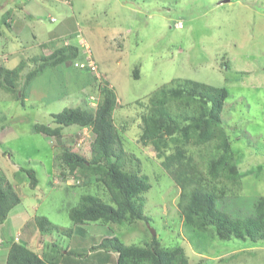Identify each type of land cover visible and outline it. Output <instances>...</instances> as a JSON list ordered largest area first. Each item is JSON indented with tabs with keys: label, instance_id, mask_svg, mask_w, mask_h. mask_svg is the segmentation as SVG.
<instances>
[{
	"label": "rangeland",
	"instance_id": "1",
	"mask_svg": "<svg viewBox=\"0 0 264 264\" xmlns=\"http://www.w3.org/2000/svg\"><path fill=\"white\" fill-rule=\"evenodd\" d=\"M222 1L0 0V19L13 10L24 21L18 35L0 23L2 53L9 59L3 63L5 68H17L23 61L25 74L34 59L65 42L78 51L76 59L46 68L32 78L24 88V100L17 102L0 90V172L22 195L0 225L1 238L13 237L21 224L32 225L35 232L28 234L27 245L31 243L29 249L35 254L46 252V243L50 247L54 243L62 253L72 248L80 264L96 260L98 256H87L96 234L77 231L69 239L64 231L76 228L68 212L80 204L81 196H97L110 205L109 196L102 185L86 183L79 172L64 171L57 158L62 148L56 139L35 133L32 126H52L51 115L67 108L94 113L100 91L108 88L116 97L112 120L124 150L117 163L126 171L146 175L150 189L140 200L147 221L100 226L99 237L114 235L125 245L136 246L155 237L165 249L183 248L190 264H264V241H222L209 232H192L186 227L177 205L180 190L161 165L176 144L171 143L158 159L154 148L141 142L142 117L149 114L154 92L174 88L184 80L224 88L228 98L222 128L241 174L238 184L224 179L216 184L228 198L220 205L225 210L228 206L233 216H246L251 203L264 196V0ZM50 35H56L54 42L40 48ZM91 60L98 78L88 68L74 66H87ZM194 107L169 101L176 116L189 114ZM64 136L65 148L88 156L94 139L90 128L66 127ZM215 143L184 147L203 177L206 162L215 154ZM29 169L37 188L29 186L25 174ZM68 179L70 185L65 183ZM35 217H45L57 229L49 234L39 232L33 226ZM2 243L3 239L0 264L6 250ZM63 258L59 264H69L73 257ZM106 264H114L113 259Z\"/></svg>",
	"mask_w": 264,
	"mask_h": 264
},
{
	"label": "trees",
	"instance_id": "2",
	"mask_svg": "<svg viewBox=\"0 0 264 264\" xmlns=\"http://www.w3.org/2000/svg\"><path fill=\"white\" fill-rule=\"evenodd\" d=\"M8 28V27H7ZM78 51L70 46L53 49L49 55H42L33 60V66L23 74L25 62L20 61L18 67L7 69L0 65V90L9 94L11 99L22 101L26 97L25 89L35 76L46 68L57 67L76 59ZM133 77L137 78L134 71ZM23 89V90H22ZM101 98L94 113L86 108H67L58 114L51 115L50 125L35 124V133L56 139L57 147L62 152L57 156L62 169L68 173L79 172L86 183L103 186L108 194L110 205L93 195L80 197V204L69 210V219L76 228L83 225L97 226L124 224L147 221L142 213L141 197L150 189L148 177L131 171H126L118 165L120 156L124 155L120 136L113 125L112 115L116 109V97L108 88H103ZM155 93V92H154ZM149 98L151 108L149 114L142 117L141 142L154 148L156 157L162 158L169 145L176 144L172 155L167 156L162 166L168 176L179 188L178 207L184 219V224L192 232H209L218 240L249 241L256 243L264 241V196L251 203V209L246 216H233L223 205L222 190L216 188L221 179L231 183H239V166L235 163L231 144L223 130L221 119L224 103L228 93L224 88L184 80L174 88L159 89ZM180 100L195 105L192 112L182 116L173 115L169 101ZM77 126L79 129L90 128L94 135L89 154L74 152L65 148L62 139L64 128ZM216 140L215 154L206 162L205 176L197 172L191 157L186 156L184 147L204 145ZM60 172L66 177L65 172ZM29 186H37L34 172L25 170ZM206 177V178H205ZM63 180V179H62ZM61 180V182H63ZM37 188V187H36ZM21 201V197L4 175L0 172V225L7 219L10 211ZM39 232L49 234L54 229L45 217H35ZM130 224V225H131ZM79 231V230H78ZM70 239L75 231L65 230ZM79 233V232H78ZM81 233V232H80ZM93 244L89 252L114 254L115 264H190V260L181 247L163 248L155 237L142 246L125 245L116 236L92 238ZM52 247V248H51ZM45 244L46 254L37 255L25 246L12 243L7 251L4 264H58L65 261L67 255L76 261L73 251L65 249L66 253L54 243ZM45 253V252H44ZM71 259V258H70ZM192 262V261H191ZM193 264V262H192Z\"/></svg>",
	"mask_w": 264,
	"mask_h": 264
},
{
	"label": "crops",
	"instance_id": "3",
	"mask_svg": "<svg viewBox=\"0 0 264 264\" xmlns=\"http://www.w3.org/2000/svg\"><path fill=\"white\" fill-rule=\"evenodd\" d=\"M12 12H13V10L6 11L5 14L2 15L3 17L0 19V23L4 27H6V28L8 27L7 29L10 32H12V30H14L15 31V34L18 35L20 33L21 29H22V26H24L23 17H22V15L15 14L14 12H16V11H14L13 14H11ZM55 37H56V35H50V39H48V41L46 43H43L39 47L40 48H43L45 46V44H47V45L50 44L51 45L54 42V38ZM1 38H2V35H1V32H0V63H1L0 65H2L4 62L9 61V59H6V56L4 55V53H2L3 48L5 47V45L3 44V41H2ZM63 46H70V44L65 42V44ZM56 48H59V46H56L55 48H52V50L53 49H56ZM63 133H64V131H63ZM55 182H56V180H55ZM69 182H70L69 179L65 181V183L67 185H70ZM13 187L15 189V186L14 185H13ZM20 197L22 198V195L21 194H20ZM32 222H33V226L36 228V230H38L37 229V226L35 224V218L32 219ZM85 227H87V228L90 227V228L88 230H84L83 228H85ZM99 227L100 226H97L95 224H87V225L81 226L80 228H75L74 231L77 232L79 230V233L81 232V233L85 234L86 236H88V234L90 232H92L93 234H96L95 236H97V237H94L96 239V238H99V236H100V231H99L100 228ZM34 230L35 229L32 227V225L28 226V225L21 224L19 230L17 231V233L13 237L9 236V239L1 238L0 237V245H1V240L3 239V243H2L3 246H1V247H5L6 248V250L3 252V254H1L2 264L5 263V258H6V255H7L8 248H9V246L12 243H16V244L25 246L28 249L31 247L30 246L31 243H28V245H27V242H28L27 241V238L30 236L28 234H30V233L32 234V232ZM67 250L68 251H73V249L72 248H69V247L67 248ZM0 252H2V249L1 248H0ZM46 252H48V251H46ZM46 252L45 253H41V254H46ZM64 253H66V252H64ZM87 256H89V257H96V256H98L96 258V260L92 264H106L109 260L111 261L112 259H113V262L115 264V258H116V256L114 257V254H111V253L110 254H105V253L89 252L88 251ZM68 263L69 264H71V263L72 264H76V263L80 264L79 262L74 261V260H72V262H68Z\"/></svg>",
	"mask_w": 264,
	"mask_h": 264
},
{
	"label": "built area",
	"instance_id": "4",
	"mask_svg": "<svg viewBox=\"0 0 264 264\" xmlns=\"http://www.w3.org/2000/svg\"><path fill=\"white\" fill-rule=\"evenodd\" d=\"M74 66L77 68H88L91 73H93L94 75H96V77H98V75L95 74L96 73V67L92 61H90L87 64V66L85 64H82V63H78V64L76 63V64H74ZM77 183H79V182H77Z\"/></svg>",
	"mask_w": 264,
	"mask_h": 264
},
{
	"label": "clouds",
	"instance_id": "5",
	"mask_svg": "<svg viewBox=\"0 0 264 264\" xmlns=\"http://www.w3.org/2000/svg\"><path fill=\"white\" fill-rule=\"evenodd\" d=\"M92 61V60H91ZM93 62V61H92ZM94 63V62H93ZM95 66H96V64H95ZM95 77H96V75H94ZM98 78V77H97ZM98 104V103H97ZM83 129V128H82ZM85 129V128H84ZM55 183H57V180H56V182ZM76 184H80V182L79 183H76Z\"/></svg>",
	"mask_w": 264,
	"mask_h": 264
},
{
	"label": "water",
	"instance_id": "6",
	"mask_svg": "<svg viewBox=\"0 0 264 264\" xmlns=\"http://www.w3.org/2000/svg\"><path fill=\"white\" fill-rule=\"evenodd\" d=\"M227 2H229V0H223L221 3H227Z\"/></svg>",
	"mask_w": 264,
	"mask_h": 264
}]
</instances>
